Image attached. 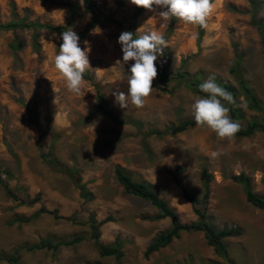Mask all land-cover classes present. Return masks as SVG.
<instances>
[{
  "label": "rangeland",
  "instance_id": "obj_1",
  "mask_svg": "<svg viewBox=\"0 0 264 264\" xmlns=\"http://www.w3.org/2000/svg\"><path fill=\"white\" fill-rule=\"evenodd\" d=\"M50 1L54 4L0 0V25H14L0 29V180L17 197H8L0 182V264L16 256V264H115L113 257L99 256L90 237L91 216L98 222L109 219L99 228V241L107 245L118 239L122 264H264V209L249 204L242 186L231 180L240 173L249 176L253 192L264 198L260 128L249 137L231 138H218L204 126L174 136L149 134L194 119L191 105L196 96H207L199 84L209 76L235 98V104L223 103L241 130L251 122L262 125L263 113L249 108L240 80L264 108V0H212L199 43L198 25L175 17L164 23L155 5L134 18L136 6L130 0H90L88 5L83 0ZM130 26L134 35L141 27L163 35L168 47L156 67L158 73L164 67L170 80L160 82L157 74L144 107L121 109L111 93L127 92L133 62H123L118 38ZM52 27L72 28L80 47L90 49V68L79 94L67 90L54 68L62 32ZM96 27L99 34H93ZM117 60L121 64L116 66ZM94 84L100 86L111 118L96 110ZM94 121L95 128L88 127ZM212 151L221 154L211 159ZM115 166L134 181L148 183L179 223L190 224L197 221L193 207L170 175L182 167L178 178L205 208L211 228L240 230V236L223 239L229 260L195 231L180 232L145 257L148 245L171 227V220H154L157 209L126 195L115 179ZM203 170L211 176L206 201ZM77 183L91 194L90 200L80 197ZM42 207L55 214H37ZM75 237L82 240L72 246L33 248L43 240L55 244Z\"/></svg>",
  "mask_w": 264,
  "mask_h": 264
},
{
  "label": "clouds",
  "instance_id": "obj_2",
  "mask_svg": "<svg viewBox=\"0 0 264 264\" xmlns=\"http://www.w3.org/2000/svg\"><path fill=\"white\" fill-rule=\"evenodd\" d=\"M130 2L138 8L149 11H153L154 5L160 8L158 16L164 23L175 17L185 24L201 27L207 26L206 18L212 13L214 7L212 0H130ZM152 19L150 18L149 21ZM100 32L99 27L93 29V34ZM138 33L142 34L138 35ZM53 36L55 37L56 34L53 33ZM58 38L62 43L54 56V68L65 81L67 90L79 94L81 85L85 82L84 73L90 68L88 59L90 49L80 47V38L72 28H67L59 34ZM118 43L121 45L123 62L132 61L133 63L129 69L127 92L116 90L111 94L121 109H127L130 104L136 108H142L144 98L151 94L153 80L158 74L156 61L163 55L168 42L158 31L144 32V27H141L137 29L135 36L131 31L122 32ZM85 44L87 45V42ZM115 63L117 66L121 64V61L117 60ZM199 90L207 96H196L191 105L196 125L214 131L218 138L235 136L240 130V125L231 119L230 109L223 103L224 101L228 104L236 103L232 93L218 85L214 76H209L201 82ZM241 107L246 105L242 104ZM96 123L94 121L88 127L95 128ZM220 154L219 151H212L210 158L216 159Z\"/></svg>",
  "mask_w": 264,
  "mask_h": 264
},
{
  "label": "trees",
  "instance_id": "obj_3",
  "mask_svg": "<svg viewBox=\"0 0 264 264\" xmlns=\"http://www.w3.org/2000/svg\"><path fill=\"white\" fill-rule=\"evenodd\" d=\"M45 2H49L51 4H54L50 0H42ZM83 3L85 5H88L91 3L90 0H83ZM71 9H74V6L71 4H67ZM145 9L136 7L134 11L133 17H138L142 12H144ZM14 25H0V29L3 28H10ZM25 27V26H24ZM54 31L63 32L66 30V27H52L51 28ZM133 34V29L130 26L128 29ZM198 37H197V43L200 42L203 36V31L201 27L198 25ZM135 36V35H134ZM264 45V40H263ZM21 43H18L16 45V48H20ZM180 74H178V77ZM85 78L88 79L87 76ZM158 80L160 82H167L170 80V77L168 75V72L165 70L164 67H161L158 73ZM240 86L242 88V92L249 103V108L254 109L256 111L263 113L262 118V125L258 126L255 122H251L245 126L243 130H239L238 133L235 134V136L238 137H249L251 136L256 129L260 128V130L264 133V108L259 104L256 96L254 95L253 91L244 83L243 80H240ZM95 90H96V110L102 114H104L107 117L111 118V112L107 109L105 97L102 94L100 90V86L97 84H94ZM27 108L28 106L25 105ZM29 110L30 117L32 119L33 112L31 109ZM231 114L234 117V111L231 110ZM197 126L194 119L187 120L184 122H181L175 127H171L168 130H165L164 132H157V131H150L149 134H154L156 136H162L163 134L169 132L171 136H174L176 134H179L183 131H185L188 127ZM182 167H176L174 171H170V175L172 176L174 183L178 185L182 191L184 198L192 205L193 207V213L197 217V221L190 223V224H181L179 223L177 219V215L174 212V210L167 204L166 201H164L162 198H160L155 191L152 189V187L145 182H137L134 181L120 166L114 167V176L117 181V183L123 188V191L126 195L137 197L143 201H146L150 203L152 207L158 210V215L154 217V220L163 219V218H169L171 220V227L164 232H160L157 234L151 243L148 245V247L145 250L144 256L148 257L150 254L157 252L159 249L166 247L168 244L171 243V241L179 236V233L182 231H195V232H202L204 234V238L206 239L208 245L212 246L214 249V252L221 258H224L226 260L228 259V252L223 244V239L225 238H231V237H238L241 235L240 230L238 229H222V230H214L211 228V226L206 222V210L204 207L200 206V201L190 195L187 194L186 190L183 187V184L181 180L178 178V175L182 172ZM8 173V172H5ZM202 187H203V199L206 201L209 197V184L211 182V176L208 172L203 170L200 175ZM231 180L240 184L243 188L246 200L249 204L254 206L255 208L264 209V198L259 197L256 195L252 190V184L251 179L249 176L240 173L238 175H233L231 177ZM1 183H3L2 180H0ZM4 184V183H3ZM263 184V192H264V179L262 181ZM77 186L79 188L80 197H82L85 200L91 199V194L86 191L85 187L83 185H80L77 183ZM4 189L6 192V195L13 200H17L16 195L7 187L6 184H4ZM38 196L32 199L29 204H33L38 201ZM37 214H55L53 211H48L45 208H40L37 212ZM58 218V217H55ZM29 219V218H28ZM26 219V220H28ZM24 219L19 218L18 221H22ZM109 219H105L103 221H96L94 216H91L89 218V227L91 230V239L93 240L98 254L100 257H113L115 259V264H122V257L123 252L121 249V243L118 239H116L113 243L104 245L99 241L100 238V232L99 228L106 222H108ZM82 239L80 237H75L70 241H61L58 243L53 244L49 240H43L39 243V245L33 247L34 249H52L56 250L60 245L65 246H72L75 244H78ZM9 264H16L18 261V257H8L5 259Z\"/></svg>",
  "mask_w": 264,
  "mask_h": 264
}]
</instances>
